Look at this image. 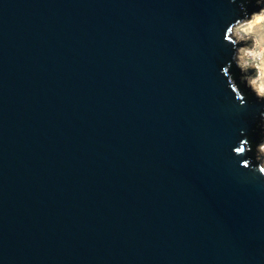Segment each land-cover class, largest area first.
Returning a JSON list of instances; mask_svg holds the SVG:
<instances>
[{
  "label": "water",
  "instance_id": "water-1",
  "mask_svg": "<svg viewBox=\"0 0 264 264\" xmlns=\"http://www.w3.org/2000/svg\"><path fill=\"white\" fill-rule=\"evenodd\" d=\"M262 8L0 0V264H264Z\"/></svg>",
  "mask_w": 264,
  "mask_h": 264
},
{
  "label": "bare ground",
  "instance_id": "bare-ground-1",
  "mask_svg": "<svg viewBox=\"0 0 264 264\" xmlns=\"http://www.w3.org/2000/svg\"><path fill=\"white\" fill-rule=\"evenodd\" d=\"M255 24H257V26ZM261 28H264V9L261 11V13L254 14L252 16V19L249 22L236 25L233 28V33L234 35L235 34L238 35V33H240L241 35L250 34V33L255 34ZM258 42H261V44L264 45V33H262ZM239 49L240 47L237 49L236 58H238L237 55L239 54L242 60L257 61L256 62L257 64L255 66L259 69V76H258V81H254L253 83V88L255 89L256 92L252 88L251 90H253V92H255L256 94H260L264 92L263 91L264 89V59H261V55H260V53L263 52V48L261 49L260 53H256V51L254 50L245 49V48H241L239 52ZM259 59H261L260 60L261 62H258ZM258 151L260 154L264 153V139L261 143V147L258 148Z\"/></svg>",
  "mask_w": 264,
  "mask_h": 264
},
{
  "label": "rangeland",
  "instance_id": "rangeland-1",
  "mask_svg": "<svg viewBox=\"0 0 264 264\" xmlns=\"http://www.w3.org/2000/svg\"><path fill=\"white\" fill-rule=\"evenodd\" d=\"M263 9L264 8H262L261 10H259V12H257V13H261V11ZM257 13H252L251 14V17L249 19L243 20L239 24L249 22L252 19V16L254 14H257ZM255 25L257 26V24H255ZM263 31H264V28H261L255 34L254 33L245 34V35H241L240 33H238V35L235 34V36H237V38H241L242 37L246 41L244 43V46L243 45L240 46V49L241 48L251 49V50L256 51V53H260L261 49L263 48V52L260 53V55H261V59H264V45H262L261 42H258V40L261 37L262 33H264ZM240 49H239V52H240ZM237 57L238 58H236V59H237V62H238V66H241V69H242L241 72L242 73L243 72L245 73V80H246V82L248 83L249 86H251L250 88H252L255 91V89L253 88V83H254V81H258V76H259V69L255 66L257 64L256 63L257 61L242 60L240 58V55L239 54L237 55ZM261 59H259L258 62H261L260 61ZM253 67H254V71H253L252 75L251 76H248V74L246 72V69L247 68H253ZM263 91H264V89H263ZM260 95H264V92L260 93ZM263 122H264V119H263ZM259 147H261V144L257 146V148H259ZM256 157H257V159H259L260 164L264 166V153L263 154H260L259 151L257 150L256 151Z\"/></svg>",
  "mask_w": 264,
  "mask_h": 264
},
{
  "label": "trees",
  "instance_id": "trees-1",
  "mask_svg": "<svg viewBox=\"0 0 264 264\" xmlns=\"http://www.w3.org/2000/svg\"><path fill=\"white\" fill-rule=\"evenodd\" d=\"M260 138H261V136L258 138V140H256V142H255V147L253 148V151H254V153H255V159H256V162H257L256 151L258 150L257 146H258V142H259ZM256 148H257V150H256Z\"/></svg>",
  "mask_w": 264,
  "mask_h": 264
}]
</instances>
